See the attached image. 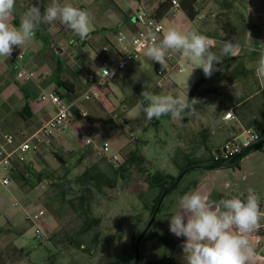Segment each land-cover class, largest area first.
Here are the masks:
<instances>
[{"label":"rangeland","instance_id":"rangeland-1","mask_svg":"<svg viewBox=\"0 0 264 264\" xmlns=\"http://www.w3.org/2000/svg\"><path fill=\"white\" fill-rule=\"evenodd\" d=\"M216 1L222 6L223 2L227 0H201L206 14L209 9L205 2H208L210 7L213 5L218 7V4H214ZM44 3L43 0H16L14 18L20 19L31 4H38L43 11L47 7L42 5ZM68 3L77 7L84 6L88 12L90 10L84 0H68ZM96 4L107 6L108 0H97ZM109 9L115 15L117 14L110 6ZM140 11L142 10L140 9ZM211 20L213 23H219V26L222 25L216 19ZM231 20V30L227 31L226 29L228 38H231L233 33L240 34L245 29V25H250L246 13H242V15L235 13ZM51 25L52 29H48V32L55 36L53 29L56 28V24L54 22ZM162 26L163 31L170 27H177L202 33L199 29V20H194L191 25L188 23L185 27L172 14L166 15L162 19ZM95 28L92 27V30ZM117 31L116 28H113L109 29L108 33L116 39ZM54 40H57L56 37ZM36 41L41 42L40 39ZM239 43L244 47L247 44L246 40H239ZM102 46L101 42L81 45L71 41L62 58H76L80 67H84L90 74L98 73L101 63L97 53ZM221 46L215 41L214 50L219 52ZM254 49L252 47L250 52H254ZM27 51H23L21 59H18L17 56L21 52L13 57V60L15 58L14 67H17L19 71L20 69L24 70L23 63L31 57L30 50ZM169 53L173 56L178 54ZM158 64L154 61L147 63L141 56L138 60L127 65L128 69L135 70L136 76L131 75L132 72L130 75L127 73V76H119L109 83V89L104 91V94L98 91L96 99L99 101L92 99L90 102L83 103L95 123L91 140L83 141L79 138L82 131L86 129V125L76 118L78 126L74 130L65 128L63 134L56 135L55 143L44 152L45 158L38 155L39 166H36L32 173L46 169L55 177H60V180L54 182L45 180L39 184L40 188L38 187L33 199L24 206L27 209L34 208L41 214L44 231L38 233L36 224L29 223L28 225L22 214L19 213V209L14 206L15 202L20 204V195L13 197L11 194L5 193L3 186L0 185V192L5 193V212L7 215L14 216L13 226L16 229L19 228L21 232L20 236L15 239L16 245L22 248L21 250L11 247L3 249L0 252V264H131L134 241L151 216L150 210L145 209V204L149 206L151 200L158 193L156 188H148L146 182L148 170H159L163 174L171 176L178 175L179 170L185 165L184 151L189 156L194 154L190 149L183 150V147L189 148L198 139H201L202 130L206 126L209 129L215 128L216 122L222 120V115L228 110H232L236 119L239 120L236 109H232L233 106L228 103L231 98H237V93L240 91L238 77L236 79L232 77L231 81L227 78L236 64L230 66L225 72L224 70L214 72L211 79L205 83L204 87L207 89L215 87L218 95L216 99L213 98L212 105L202 112L200 117H188L187 119L185 116L178 121H173L167 116L160 119H147L144 112L146 102L145 104L140 102L141 92L148 90L146 86L154 93L185 96L196 81L197 75L202 72V69L199 68L193 70L195 66L190 62L189 67H185L183 72H178L169 65L167 69L161 70ZM76 67L77 65L67 68L65 73V78L76 88L74 96L80 95L84 90L82 88L83 75H76L72 70ZM158 70L161 71V76L168 77V81L162 82L159 79ZM37 79L38 77L34 74L30 80L36 82ZM59 90L62 94L67 95L64 88L60 87ZM45 92L50 93V91ZM241 113L243 112L241 111ZM123 119L128 120L127 126L122 124ZM214 123L215 125H212ZM56 137H58L57 140ZM181 139L185 141L184 144L179 143L182 141ZM104 142L110 146L107 155L102 158H93L91 156L92 148ZM135 150H138L139 155L143 157V163L139 162L137 166L130 169L125 179H117L113 187L98 186L93 180L84 181L82 179L81 175L84 172L92 176L103 174L112 178L115 162H122ZM52 151L64 159L63 167L54 158ZM191 160L199 161V159ZM203 171H190L184 181L190 177L198 176ZM5 175L0 168V177ZM78 177L82 183L77 182ZM188 181L190 182V180ZM82 194L89 198L90 211L87 219L85 215H81L76 210ZM176 194L179 193L172 192L164 200V205ZM175 207L177 205H171V208H162L158 212L153 233H158L160 236L153 241H142L141 263L154 264L166 258L172 261L171 264H186L183 253H179L182 248L180 242L176 241V236L169 231L170 214ZM92 218L99 219L98 224L92 225L89 230H84L85 222ZM37 235L39 236L37 237ZM184 240L183 237V243ZM149 248L151 251L148 252Z\"/></svg>","mask_w":264,"mask_h":264},{"label":"crops","instance_id":"crops-1","mask_svg":"<svg viewBox=\"0 0 264 264\" xmlns=\"http://www.w3.org/2000/svg\"><path fill=\"white\" fill-rule=\"evenodd\" d=\"M64 1L68 2V0H60L59 2L63 3ZM84 1L87 2L90 8L89 14L92 19L93 27H96L85 40H81L69 28L60 24L58 21L55 22L56 28L53 29L55 36H52L48 32V29H52L51 24H41L37 30L35 39L30 44L21 49L16 48L9 59L4 57L0 58V150L3 149L8 153L11 152L21 141L34 135V133L53 116L54 108L50 104L38 100L42 91L57 93L66 101H72L77 97L74 96V94L64 95L59 90L61 86L58 84V81H68L65 78L67 68L77 65L76 68L72 69L74 74L83 75L82 88L85 89L89 86L86 82V77L91 74L84 69V67H80L78 59H72L71 57L62 58L66 52L67 46H70L71 41L76 44L80 43L81 45H86L87 43L91 45L96 42H101L103 45L110 43L118 46L117 37L116 39L112 37L111 34L108 33V30L116 28L118 30L117 33L123 32L127 34L128 37H131L133 33L140 28L137 23V16L141 13L148 14L158 2L164 0H108L107 6L96 4L97 0ZM43 2L45 3L42 5L48 6L52 3V0H43ZM215 3L218 4V7L220 6V3H217V1L214 2V4ZM223 3V5L218 8L217 5L210 7L208 2H205L209 9L206 14L201 0H198L195 5L198 15L194 20H199V29L204 35L217 41L220 45L223 40H233V38L238 39V41L246 40L247 44H245V47L241 46L242 50L240 53L231 57V62L226 67H222L221 70L225 72L233 64L241 63L242 66L245 67V71L240 73L238 77L240 80L239 88L240 92L245 91L249 96L242 101L244 107L242 110L243 113L239 116V120L224 121L221 117L222 120L216 122V125L215 123L212 124L215 125V128L209 129L206 126L204 128L205 131H202L201 139H198L197 142L189 148H187V146L183 147V150L190 149L194 152L193 156H189L186 151H184L183 161H185V164L188 159H199V161H197L199 162L198 165L211 164L210 153L214 148L227 140L234 138L241 139L242 130L254 121L259 120L260 123L264 125V77H258L255 73L256 62L260 56L264 54V0H227ZM109 6L115 10L117 13L116 15L112 13L113 11L109 9ZM140 9L142 11H140ZM235 13L238 15L246 13L250 25H245V29H243L240 34L233 33L232 37L228 38L226 29L227 31L231 30V19ZM170 14L176 16L185 27L188 23L191 25L194 22V20H189L181 10H176L173 7H171L167 13V15ZM211 19L220 21L222 25L219 26V23H213ZM160 21L162 23V19ZM244 22L246 23V20H244ZM14 23L18 24L19 18L15 17ZM101 30L103 31L100 33ZM39 33L48 36L49 40L47 44L39 37ZM162 34L163 30L160 35L161 37ZM55 37L57 40H54ZM37 39H40L41 42L38 43V41H36ZM233 42L235 41L233 40ZM252 47L258 48V50L251 53L250 50H252ZM246 48H248V50L245 51ZM24 50H26V52L30 50L31 55V57L27 58L23 63L24 70L27 72H34L35 76L38 77L36 82L19 77V69L14 67L13 57ZM141 56L147 63L149 61L153 62L151 59L145 57L143 52L140 57ZM126 69L127 72H125ZM127 73L136 76L135 70L126 67L121 73L122 77L124 75L127 76ZM202 73L203 71L197 75L196 80ZM71 85L73 86L72 83H70V86ZM50 88L51 90H48ZM73 89H76L75 86ZM102 94L104 93L102 92ZM93 101L99 100L95 98ZM235 108H237V106L233 105L232 109ZM260 111H262V113H260ZM72 113L73 119L66 123L64 129L70 128L74 130L75 127L78 126L76 118H79L80 122L86 125L85 128H94L95 123L90 113L88 116L82 117L78 113L77 105L72 107ZM206 128H208V130ZM63 132L59 133L60 136ZM5 133H12L14 135V140L11 144L4 143L3 135ZM57 139L58 137H56V140ZM54 141L55 137L51 143L54 144ZM179 143L184 144L185 141L182 140ZM179 143L177 142L178 145ZM48 148L49 145L42 142L39 144L37 150L29 151L26 154L23 163L16 161L14 155H11L9 160L17 165L20 171H24L23 173H32L34 168L39 166L38 155L45 158L44 152H46ZM0 168L6 174L0 177V185L3 186L4 192L11 194L13 197L15 195H20V205L26 206L28 202L33 199L32 197H34L38 187L40 188L39 184L33 188H29L27 185H21L20 182L11 178L9 172L5 171L4 164L1 160ZM43 170L46 169L40 171ZM3 179H8V184H3ZM188 180H190V182L195 181L196 185L190 186L187 192L191 190L199 191L201 194L208 197L210 206H215L220 199L228 198L233 195L246 196L247 190L252 188L260 195L261 210L264 211V144L246 153L235 165H227L218 169H207L198 176L190 177ZM5 193L2 194L0 192V252L6 247L22 249L16 245L15 240L16 237L20 236V229H16L13 226L14 216L7 215L5 212ZM179 194L174 195L163 208H171V205L176 206L178 204V197L183 195ZM34 204L37 206L36 203ZM19 213H21L25 219L24 214L20 210ZM26 223L29 225L30 222L27 221ZM261 226H264V218L261 220L260 227ZM260 227L250 236V242L256 254L253 264H264V237H262ZM180 238L176 237V241H179L182 247L183 237ZM149 251H151L150 248L148 249V252ZM179 253H183L182 248Z\"/></svg>","mask_w":264,"mask_h":264},{"label":"clouds","instance_id":"clouds-1","mask_svg":"<svg viewBox=\"0 0 264 264\" xmlns=\"http://www.w3.org/2000/svg\"><path fill=\"white\" fill-rule=\"evenodd\" d=\"M15 8L16 0H0V57L9 59L16 48L30 44L41 24L58 21L81 40L92 31L89 12L72 3L52 0L43 11L38 4H31L18 24L14 23ZM233 40H223L217 52L215 41L207 35L170 27L162 37L152 31L144 34L142 51L162 70L168 67L169 52L179 53L181 59L195 66L193 70L202 69L210 78L221 70L217 65L223 64V58L234 57L242 50L238 39ZM255 73L264 77V54L256 62ZM146 89L140 94V102H146L144 112L149 120L167 116L178 121L185 115L195 116L196 105L202 103L197 98L189 99L187 92L185 96H173L154 93L147 86ZM262 218L261 197L252 188L246 197L233 195L220 199L215 206L209 205L207 196L191 190L178 197L177 207L170 214L169 231L185 238L182 249L186 264H253L256 254L250 236L259 229Z\"/></svg>","mask_w":264,"mask_h":264},{"label":"built area","instance_id":"built-area-1","mask_svg":"<svg viewBox=\"0 0 264 264\" xmlns=\"http://www.w3.org/2000/svg\"><path fill=\"white\" fill-rule=\"evenodd\" d=\"M172 7L176 10H180L177 0H171ZM79 8L85 9L80 6ZM86 10V9H85ZM137 23L140 28L133 33L131 37H128L127 34L119 32L117 35L118 46L106 43L97 53L98 58L101 63V69L98 73H92L86 77V82L88 87L85 88L80 95H78L72 101H66L62 96L54 92L46 93L43 92L38 97V100L41 102H48L54 108L53 116L44 123L34 135L26 138L21 141L11 152H6L3 149L0 150V160L4 164V169L6 172H10L14 163L9 160L11 155L15 156V160L23 163L25 161L26 154L29 151H35L38 149L40 143L44 142L47 145H50L53 138L64 131V127L69 120L73 119L72 107L74 105L78 106V113L82 117L88 116V110L83 106V103L90 102L92 99H95L98 91L106 92L108 91L109 83L116 80L121 76L122 71L127 67L130 62L136 61L142 51V36L149 31L161 35L163 26L160 20H155L146 13H141L137 16ZM258 48H255L257 51ZM18 56V59L23 57V52ZM15 62V58H14ZM17 65V64H16ZM168 65L172 68L174 67L178 72H183L185 67H189V62L181 59L180 54L173 56L168 54ZM161 69V66L159 65ZM105 70L112 73L106 74ZM162 70V69H161ZM19 77H22L25 80L32 79L34 76L33 72H25V70L20 69L18 73ZM157 75L162 82L168 80V77L161 76V71H157ZM222 119L224 121H236V116L232 110H228L223 114ZM122 124L127 126L128 120L123 119ZM93 135L92 128H86L80 134V139L83 141L91 140ZM241 139H231L222 143L218 147L214 148L210 153V158L214 163H220L226 161L239 153L244 147L249 145L251 142L259 138V133L254 131L251 128H244L242 130ZM4 143L11 144L14 140V135L12 133H5L3 135ZM135 140V139H133ZM110 146L107 142H104L100 145H96L92 148L91 156L93 158H102L107 155ZM116 160V158H114ZM3 184H8V179L2 180ZM14 206L23 212L24 217L30 223L36 224L38 233L44 231L42 227L43 218L41 214L35 211L34 208L27 209L24 206H21L18 203H14ZM32 210V211H30ZM33 213V214H32ZM262 237H264V226L260 227ZM39 235H37L38 237ZM43 237V236H42Z\"/></svg>","mask_w":264,"mask_h":264},{"label":"trees","instance_id":"trees-1","mask_svg":"<svg viewBox=\"0 0 264 264\" xmlns=\"http://www.w3.org/2000/svg\"><path fill=\"white\" fill-rule=\"evenodd\" d=\"M197 1L198 0H178V4H179L180 10L191 21L194 20L197 17V15H198V12H197L196 7H195ZM171 7H172L171 0H164L162 2H158L148 12V15L150 17H152L153 19H155V20H161L167 15V13L171 9ZM39 37H41L44 40V42H46V44H47L49 39H48V36L46 34H40L39 33ZM223 59H224L223 64L222 65H217V68L221 69L222 67H226L231 62V57H225ZM243 71H245V67L242 66L241 63H236V65L232 69V71L229 74V76H227V78L229 79V81H231L233 78L236 79L237 77L240 76V73H243ZM211 77L210 78H206L204 73H202L201 76L193 83V85L191 86V88L187 92L189 99L197 98L202 103L196 105L197 115H195V116H187V115H185L186 116L185 118L188 119V117H200L202 115V112H205L212 105L213 98L216 99V97L218 95V94H216V91H215L216 88L212 87V89L211 88L207 89V88L204 87L205 83H207V81L209 79H211ZM58 84L62 88H64V90L66 91L67 94H75V90L73 89L74 86H72V85L70 86L69 81L59 80ZM237 94H238V97L237 98H231L228 103L231 106H233V105L237 106V108H235L236 109V113L240 116L242 114L241 111L243 110V107H244L243 106L244 103H242V101H244V99L247 96H249V94L247 92H245V91L244 92H240L239 91V93H237ZM260 113H262V111H260ZM185 121H186V119H185ZM246 128H253L254 131L259 133V138L264 136V125H262L259 120L254 121L249 126H246ZM206 129L208 130V128H206ZM202 131H205V129H203ZM262 144H264V140L260 141L255 146H253L252 148H250L249 150L244 152L242 155H240L237 158H235L229 164V166L230 165H235L242 156H244L246 153H248L249 151H251L253 149L259 148ZM51 146H52V143L49 145V148ZM52 155L54 156V158H56L58 160L60 165H62V167H63L64 164H65L64 159L60 155L55 153L54 151H52ZM143 161H144V159H143L142 156L139 155V151L135 150V151H132L127 157H125L122 160V162H119V163L115 162V168H114V172H113L112 178H108V177H106L103 174H96V175L92 176V175H90L87 172H84L81 176H82V179H84V181L93 180L96 183V185H98V186L105 185L107 187H113L115 185V182L117 181V179H125L126 176H127V172H129L130 169H132L135 166H137L139 162L143 163ZM198 164H199V162H196L194 160L188 159L186 164L183 166V168H181L179 170V173L184 168H186L188 166L198 165ZM211 164H217V163H214L212 161ZM9 173H10L11 178H13L14 180L20 182L21 185H27L29 188H33L34 186L44 182L45 180L53 181V182L57 181V180H60V177H55L54 174L50 173L47 170L38 171L36 173H31V172L22 173L21 171H19V169L17 168V166L15 164L12 166V168H11ZM188 174L189 173H187L184 176V178L177 185V187H175L171 192L168 193V195L165 197V199L172 192H179L180 194H184L190 189V186H195L196 185L195 181L194 182H189L188 180L184 181L185 177ZM177 176L178 175L171 176L170 174H165V173L163 174L159 170H154V171H149L148 170L147 177H146V182H147L148 188L149 189H155L156 188L158 190V193L151 200V203L149 204V206H147V204H145L146 205L145 209L150 210L151 213L153 212V209H154V207H155V205H156V203H157V201L159 199L160 194L162 193V191L164 189H166L169 185H171L175 181ZM81 181L82 180L78 177L77 178V182L82 183ZM84 189H86L85 186H84ZM83 206H84V209H83ZM164 206L165 205H164V201H163L159 212L161 211V209ZM80 209L83 210V211L81 212ZM76 210L81 215H85L86 219L89 218V214H88L89 211H90L89 198L87 196H85V194L81 195L80 202L78 203V206L76 207ZM157 217H158V215H157ZM86 219H85V221H86ZM155 221H156V219H155ZM155 221L152 224L151 228L148 230V232L145 234V236L142 239V241H153V240H155L156 238H158L160 236V234H158V233H153L154 226L156 225ZM98 222H99V219L92 218L90 221L85 222L84 230H89V228L92 225H97ZM96 236H97V234L95 235V237ZM162 238H165V237L162 236ZM142 241H141V244H142ZM141 244H140V254H141ZM19 250H21V249H19ZM159 263L171 264L172 261L171 260H167L166 258H164V259L160 260Z\"/></svg>","mask_w":264,"mask_h":264},{"label":"water","instance_id":"water-1","mask_svg":"<svg viewBox=\"0 0 264 264\" xmlns=\"http://www.w3.org/2000/svg\"><path fill=\"white\" fill-rule=\"evenodd\" d=\"M264 140V136L254 140L253 142H251L249 145H247L246 147H244L239 153H237L236 155H234L233 157H231L230 159L223 161L221 163H217V164H203V165H191L188 166L186 168H184L177 176V178L175 179V181L169 185L166 189H164L162 191V193L159 196V199L153 209V212L151 213V216L149 217V220L147 221V223L145 224V226L143 227L142 231L138 234V236L136 237L135 241H134V246H133V261L131 262V264H144L140 262V244L142 239L144 238L145 234L148 232V230L151 228L153 222L155 221V218L162 206V203L165 199V197L168 195L169 192H171L175 187H177V185L181 182V180L184 178V176L189 173L192 170H207V169H218L224 166L229 165L235 158H237L238 156L242 155L244 152H246L247 150H249L250 148H252L253 146H255L257 143H259L260 141ZM154 264H168V263H154Z\"/></svg>","mask_w":264,"mask_h":264}]
</instances>
